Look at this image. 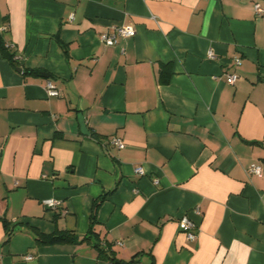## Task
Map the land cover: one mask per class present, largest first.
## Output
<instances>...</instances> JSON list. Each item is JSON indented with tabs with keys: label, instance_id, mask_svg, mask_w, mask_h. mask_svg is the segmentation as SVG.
Instances as JSON below:
<instances>
[{
	"label": "crops",
	"instance_id": "1",
	"mask_svg": "<svg viewBox=\"0 0 264 264\" xmlns=\"http://www.w3.org/2000/svg\"><path fill=\"white\" fill-rule=\"evenodd\" d=\"M255 3L264 9V0H0L17 64L0 52V264H117L90 243L41 244L30 230L85 234L93 200L113 188L97 220L118 259L264 264V172H248L264 165ZM122 23L135 35L105 45L100 33ZM224 72L239 78L228 84Z\"/></svg>",
	"mask_w": 264,
	"mask_h": 264
},
{
	"label": "trees",
	"instance_id": "2",
	"mask_svg": "<svg viewBox=\"0 0 264 264\" xmlns=\"http://www.w3.org/2000/svg\"><path fill=\"white\" fill-rule=\"evenodd\" d=\"M0 52L2 55L6 58H8L15 66L16 60L14 59L13 52L10 51L7 45H5L4 40L0 34ZM165 69L168 70L166 76L164 77V80L167 81L169 78L170 70L168 66H165ZM24 73H30V74H40L41 71L39 69H23ZM111 189L109 191H104L100 196L95 198L92 203V208L89 216V225L88 230L85 234L78 236L73 231L70 230H54L51 233H43L39 231L38 229L34 227H30V230L34 236V239L37 243L41 244H56V243H82L87 242L90 243L98 252V256L109 259L111 261L116 262L117 264H131L134 262V258L124 261L122 259H118L114 255V250L112 248L111 242L104 240V237L101 235V231L98 228V220H97V209L102 203V201L109 195L112 191ZM11 235L10 231H7V237L6 240H8L9 236Z\"/></svg>",
	"mask_w": 264,
	"mask_h": 264
},
{
	"label": "built area",
	"instance_id": "3",
	"mask_svg": "<svg viewBox=\"0 0 264 264\" xmlns=\"http://www.w3.org/2000/svg\"><path fill=\"white\" fill-rule=\"evenodd\" d=\"M254 9L256 12L261 13L264 12V9H262L259 5V3L254 4ZM135 35V28L132 24L128 23H122L119 25H116L114 27V30L112 32L110 31H103L100 33V39L105 45H115L118 43L119 38H125V37H131ZM208 58H214V53L212 51L207 52ZM238 59H234V63H238ZM224 77L225 81L228 84H233L238 78L239 75L236 72H224ZM45 88H46V93L48 96H58L59 95V90L58 88L54 85L53 81L50 79L45 80ZM112 142L117 146V147H122L124 145L123 140L120 137H115L113 138ZM2 153V146L0 144V155ZM136 173L142 174V168L141 167H136L135 169ZM248 172L250 173H255V174H260L264 172V165L258 162H253L249 165L248 167ZM44 205L47 207H56L59 203L58 200L54 198H47L43 200ZM179 228L186 233V237L188 239H194L196 234L194 232L195 228V223L187 218L186 216H183L180 221H179ZM32 256L31 255H26V259H30Z\"/></svg>",
	"mask_w": 264,
	"mask_h": 264
},
{
	"label": "water",
	"instance_id": "4",
	"mask_svg": "<svg viewBox=\"0 0 264 264\" xmlns=\"http://www.w3.org/2000/svg\"><path fill=\"white\" fill-rule=\"evenodd\" d=\"M43 75L48 76L46 73H43ZM78 118H79V123H80L81 131L83 133H87L88 132V129L86 127V124H85V120H84L83 115L82 114H79L78 115Z\"/></svg>",
	"mask_w": 264,
	"mask_h": 264
}]
</instances>
